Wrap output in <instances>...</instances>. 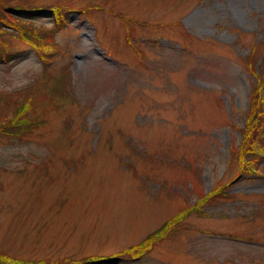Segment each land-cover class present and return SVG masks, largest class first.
Instances as JSON below:
<instances>
[{
  "label": "rangeland",
  "instance_id": "1",
  "mask_svg": "<svg viewBox=\"0 0 264 264\" xmlns=\"http://www.w3.org/2000/svg\"><path fill=\"white\" fill-rule=\"evenodd\" d=\"M21 1L7 2L34 4L15 14L51 27L56 49L44 56L7 25L0 34V112L14 107L2 95L31 94L30 115L45 118L0 130V251L53 264H264V154L241 170L236 150L251 67L264 75V0ZM206 194L150 250L124 251Z\"/></svg>",
  "mask_w": 264,
  "mask_h": 264
},
{
  "label": "trees",
  "instance_id": "2",
  "mask_svg": "<svg viewBox=\"0 0 264 264\" xmlns=\"http://www.w3.org/2000/svg\"><path fill=\"white\" fill-rule=\"evenodd\" d=\"M7 1L9 0H0V34L3 31H8V28L4 27L5 25L10 26V29L12 28V31H14L16 35L36 47L41 54L44 56L46 54L53 56L52 53L56 49L54 40L55 36L51 39L46 38L47 36L53 34L52 28L42 26L24 16L15 14L17 9H35V5L33 4V6L27 7L22 3H8ZM17 1L22 2L21 0ZM54 5L56 9L55 18L56 21H59L62 16V8H60L61 5L58 3H54ZM6 43L7 42H4V46H8ZM248 56L249 60H251L250 63L259 59L255 55L254 51H251ZM261 58H263V56H261ZM251 69L257 76V82L255 86L256 91L252 95L251 103L246 110V123L241 129L243 134L242 144L238 149H236L240 151L238 158L241 164V170L250 169L249 165L252 163H258L260 158L263 156L261 152H264V141L261 139V135L264 136V75L259 68L251 67ZM44 72L46 75H53L57 79L56 83L52 86V90L62 91L64 93V86L63 84H60V82H64V79L60 77L59 72L51 69L49 65L45 67ZM2 97L6 98V105L13 103L14 107L11 108L10 113L0 112L1 131L9 133L25 132L28 128L44 123V117H32L30 115V110L34 106L31 94L26 95L23 99H21L19 95L11 94H4ZM223 186L226 187L227 183ZM215 191L221 192L223 191V187H215L214 190L210 191V194H213ZM208 196L209 194L202 195L201 200L197 203V205H191L183 210H180L172 218L166 220L161 226L148 233L140 242H138V244L136 243L137 245L134 244L127 246L124 251L134 254L150 250L157 241L166 238L173 227L182 218L189 214L193 208L200 207ZM0 259L4 262V264H53V262L50 263L43 259L39 260L35 258V261H33L22 257H14L1 251Z\"/></svg>",
  "mask_w": 264,
  "mask_h": 264
}]
</instances>
